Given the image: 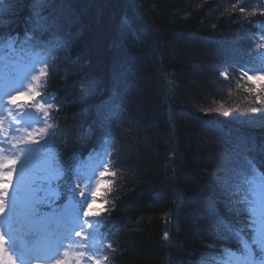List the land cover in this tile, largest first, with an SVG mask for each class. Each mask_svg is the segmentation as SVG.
<instances>
[{
    "label": "trees",
    "instance_id": "obj_1",
    "mask_svg": "<svg viewBox=\"0 0 264 264\" xmlns=\"http://www.w3.org/2000/svg\"><path fill=\"white\" fill-rule=\"evenodd\" d=\"M30 6L13 0L8 29L29 27ZM49 13L68 42L55 54L57 75L45 90L63 98L55 117L66 126L58 135L63 150L97 128L100 106L114 99L117 107L119 125L106 134L115 176L101 218L116 249L112 263L210 264L223 247L235 250L215 223L237 220L223 182L243 157L229 137L245 141L244 156L264 174V122L245 126L215 109L259 104L244 73H264V0H52ZM189 38L224 47L206 61L196 56L205 62L198 82L191 76L200 64L184 55ZM186 75L195 82L187 85ZM259 85L255 94L264 97Z\"/></svg>",
    "mask_w": 264,
    "mask_h": 264
},
{
    "label": "snow or ice",
    "instance_id": "obj_2",
    "mask_svg": "<svg viewBox=\"0 0 264 264\" xmlns=\"http://www.w3.org/2000/svg\"><path fill=\"white\" fill-rule=\"evenodd\" d=\"M51 3L52 0H31L30 15L26 18L29 27L23 37L19 33H0V59L8 60L16 56L23 60L24 57L20 56V53L30 57V63L24 65L22 70L6 76L5 84L17 90L15 95L9 96L7 104L0 103V116L8 121L5 127L4 120H0V133L3 136V139H0V190L3 192V196H0V213L5 211L4 197H7L8 186L17 172V165H20V188L17 191L18 195H21L26 214L38 221L49 217L62 220L67 216L75 224L58 245L44 250L50 253L49 264H85L86 259L92 261V264H103L102 260L97 258V253L101 251L100 243L95 236H90L84 227L87 225L91 228L90 220L107 212V209L94 210L92 206L97 202L107 203L103 196L111 181L106 178L115 176V173L105 166V170L99 173L100 179L91 189L90 198L86 195L78 182L79 171L71 167L66 168L60 152L54 147L56 137L54 132H49L51 125L47 124L49 114L46 111L52 107L51 97L45 100L38 90L41 78L48 75L46 69L49 60L55 62V54L66 51L68 43L61 34L59 17L51 13L44 14ZM8 10V0H0V28L8 23L4 18ZM244 10L240 9L241 12ZM37 65L42 67L37 68ZM244 74L248 81L257 86L247 89L249 92H254L260 87L258 81H264L262 72L254 75H248L247 72ZM221 75L225 79L228 77L226 71ZM22 98H27L29 102L18 103ZM254 102L264 103V97L258 95ZM33 109L41 115H34ZM215 111L219 112L220 109ZM105 115L108 118L116 115L112 105L108 106ZM38 124L44 126L37 127ZM41 152L44 153V161L43 165L37 168L34 162ZM238 167L239 171L226 175L223 182L224 202L237 220L233 223L218 217L224 229L222 239L234 240L237 248L233 250L223 247L219 254L210 258V264H264V174L259 172L254 160L246 155ZM91 179L92 177H88L89 181ZM77 196L83 199L77 200ZM17 203L14 198L13 209L17 207ZM210 206L215 209V201L210 202ZM9 231L11 232V225ZM73 236L81 239L74 240ZM164 239H168L167 232L164 233ZM5 244V235L0 229V264H16V259ZM107 247L112 248V244L109 243ZM16 251L19 256L24 257L29 255L31 250L21 246ZM103 259L106 261L108 257L104 256Z\"/></svg>",
    "mask_w": 264,
    "mask_h": 264
},
{
    "label": "rangeland",
    "instance_id": "obj_3",
    "mask_svg": "<svg viewBox=\"0 0 264 264\" xmlns=\"http://www.w3.org/2000/svg\"><path fill=\"white\" fill-rule=\"evenodd\" d=\"M192 40L193 39H191V38L186 40L185 44L187 46L186 47L187 49L185 50L184 55L186 57H189V58L197 61L200 64L199 66H195L194 67L195 71H196V74H197L198 72L200 73V71L202 70L201 67H203L205 65V62H203L202 60H201L202 62L200 60L198 61L196 56H200V55L202 56L203 55V58L206 61V59H209V57H210L211 49L214 48V50H218V49L222 50L224 47L223 46L215 47L214 44H211V43L209 44V43L202 42L203 40H200L198 42L197 41L194 42ZM192 42H194L195 45L194 44L192 45L191 44ZM199 47H200V49H199ZM177 52H178V50H177ZM177 54H181V53L179 52ZM211 56H213V54ZM230 58H232V57H230ZM2 62H5V61L3 60ZM192 76H193L192 78L193 79L195 78L194 80L197 81V82L201 79L198 75L196 76L195 74H193ZM192 78L190 76H188V75L185 76V79L187 80V85H190V84L195 82ZM262 82H264V81H262ZM258 83L260 84L259 81H258ZM3 85L5 86L6 84H3ZM248 86H253L252 82L249 81ZM1 87L2 86L0 85V98H2V99H0V103L7 104L9 96L10 95H15L17 89L15 87H13L14 89L8 90V89H1ZM249 88H252V87H246V89H249ZM255 93H256L255 91L253 93H251V94H254L253 95V100L256 99V96H257ZM259 95H260V93H259ZM19 102L20 101H18V103ZM114 104H115V101H114V99H112L108 103H106L105 105L100 106L97 111H98V113L101 112V111H104L105 113H107L108 112V106L112 105L113 106V110L115 112L117 110V107ZM192 104L194 105V103H192ZM10 106L13 107L12 105H9V107ZM219 109H220V111L218 113L223 115V117H225L227 119H230L232 121L241 122L242 125H245V126L246 125L252 126V125L259 124L262 121L264 122V103H259L258 105L254 106V107H249L248 105L247 106H243L242 105L241 107H237L235 109H232V107H229V106L226 107L224 105V107H220ZM215 112L217 113V111H215ZM183 115H186L187 117H189L188 114H186V113H184ZM247 149H248V147L246 146L244 140L236 139L234 152L236 153L237 156L244 157V152ZM5 154L6 155H10L11 153H5ZM231 156L234 158V156L232 154L230 155V157ZM225 158L228 159V160H231L230 158H227V157H225ZM15 174H14V176H15ZM14 176H13V178H14ZM13 178H12L11 185L8 186V192L10 193V196H12V197H13V192H14ZM9 193H8V196H9ZM17 206H18V204H17ZM11 207H12V204L7 205V209L6 210H10ZM92 207H93L94 210L99 209V207L96 204H93ZM215 223H216V226H220L221 225L219 222L215 221ZM5 247H6V244H5ZM73 251H75V249ZM60 258H62V255H61ZM35 263L41 264L42 262L36 261Z\"/></svg>",
    "mask_w": 264,
    "mask_h": 264
},
{
    "label": "bare ground",
    "instance_id": "obj_4",
    "mask_svg": "<svg viewBox=\"0 0 264 264\" xmlns=\"http://www.w3.org/2000/svg\"><path fill=\"white\" fill-rule=\"evenodd\" d=\"M29 1H31V0H29ZM15 13H16V15L19 13L18 12V8H16L15 9ZM67 21V20H66ZM66 23H68V22H66ZM69 24V23H68ZM214 56V55H213ZM212 56V57H213ZM202 71V70H201ZM201 71H200V73L198 72L197 74H196V71L194 72V74L197 76H199V77H201ZM218 71H217V69H215V70H213V75H211L212 76V78H211V80L208 82V84L207 85H210L211 87H213L214 85L216 86V79H215V77H216V73H217ZM209 74H211V72H209ZM208 74V75H209ZM193 75V74H192ZM191 77H193V76H191ZM195 77V76H194ZM195 79V78H194ZM197 79V78H196ZM200 79V78H199ZM85 105H87V104H85ZM83 112V111H82ZM73 113H75V116L77 117V116H79V117H82L83 116V114L80 112H78V110H76L75 112H73ZM79 113V114H78ZM73 118V121H76V119L77 118ZM86 121V119L85 118H83V122H85ZM230 139H232V140H236V139H238V137H237V135L236 134H234V133H230V137H229ZM92 141H93V137H90L83 145H80V147L78 148V152H83V151H85L90 145H91V143H92Z\"/></svg>",
    "mask_w": 264,
    "mask_h": 264
}]
</instances>
